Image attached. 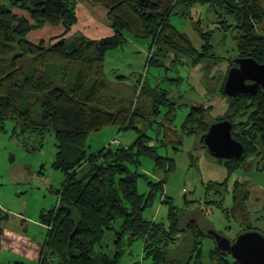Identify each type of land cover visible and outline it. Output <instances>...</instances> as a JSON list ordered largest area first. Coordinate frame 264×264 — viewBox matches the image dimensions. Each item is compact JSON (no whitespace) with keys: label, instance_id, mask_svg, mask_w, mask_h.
Wrapping results in <instances>:
<instances>
[{"label":"trees","instance_id":"1","mask_svg":"<svg viewBox=\"0 0 264 264\" xmlns=\"http://www.w3.org/2000/svg\"><path fill=\"white\" fill-rule=\"evenodd\" d=\"M261 1L264 0H0V121L12 120L22 132L38 134L40 142L34 149L41 146L46 134L53 132V166L64 174L56 204L39 216L47 233L35 264H135L125 259V245L136 239L142 240L143 256L150 264H203L202 240L206 236L213 238L211 234L193 219L182 225L175 205L165 198L167 222L145 218L144 210L163 192L165 180L150 181V192L142 194L136 185L139 174L130 167H137L139 157L147 156L154 161L156 170L168 174L175 168L174 159L160 155L157 145L150 143L158 139L146 130L154 121L151 119L160 115V106L168 109L156 133L162 134L159 126H163V143L170 145L181 144L182 134H194L196 127L197 132L205 133L211 124L206 121L211 107L190 109L178 132L171 126L176 110L166 91L159 92L156 98L150 96L156 88L144 83L140 88L138 84L133 87V95L139 96L138 89L150 94V107H136L133 97L127 101L109 94L104 59L107 53L124 46L128 35L149 42L148 66L163 64L161 57L169 51L176 56L173 61H178L179 55L189 58L191 64L216 60L208 34L201 32L204 44L197 48L170 22L171 14L189 15V8L195 4L208 3L223 12L225 9L220 13L217 8V17L222 28L236 30L237 55L264 63V35L256 32V26L264 20ZM81 2L107 10L111 36L91 39L77 33L63 38L77 22L76 8ZM228 15L233 24L223 19ZM44 24H61L64 31L47 42L29 39L28 34ZM226 76L219 92L228 97V108L214 121L230 120L233 137L245 149L242 160L217 159L225 164L230 177L247 158L258 156L264 160V89L228 96L223 88ZM110 126L119 131L136 130L137 138L119 145L112 143L113 138L107 146L90 151V134ZM228 177L207 184L219 194V200L213 203L222 211L228 209L223 206ZM231 194L232 204L226 216L237 221V236L254 227L248 224V182L234 181ZM259 232L264 236V228ZM235 237L228 238L233 241ZM209 260L211 264H240L217 245L209 252Z\"/></svg>","mask_w":264,"mask_h":264},{"label":"rangeland","instance_id":"2","mask_svg":"<svg viewBox=\"0 0 264 264\" xmlns=\"http://www.w3.org/2000/svg\"><path fill=\"white\" fill-rule=\"evenodd\" d=\"M198 6L205 9V14L204 11L197 14L189 8V15H172L171 22L186 34L197 48L203 44L200 32L215 29L211 40L208 39L213 44L212 52L217 56L216 60H203L198 64H191L189 58L185 56L179 55L178 61H173L176 56L169 55L165 57L166 62L162 65H150L143 71L141 60L144 53L141 57H136L133 52L123 51L120 56L121 61L111 64L108 57H115L120 53V50H114V54L107 53L104 59L103 71L109 84L107 91L109 94L127 101L133 97L136 107H150L144 103V100L153 95L157 98L159 92L166 90L168 99L170 98L175 104L176 110L171 126H174L178 132L190 109L208 107L207 99L221 94L219 88L229 65L238 56L233 37L236 30L226 28L227 31H223L220 27L221 19L216 18L218 15L214 13V8L208 5ZM219 11L224 13L225 9L224 12L221 9ZM223 19H227L231 24L234 23L230 15ZM41 29L40 31L44 30L43 27ZM36 34L47 35L46 32L37 31L30 36ZM128 46H124V49ZM161 58L163 59V56ZM139 73L143 75H140L141 82L138 81V85L142 84L143 78H146L144 84L156 88L150 96L148 92L142 93L138 90L139 96L136 93L133 95L132 88L136 87V83L134 84L132 78L134 76L136 79ZM212 74H215L216 78L215 76L212 78ZM118 75L125 76L123 83L116 77ZM226 104L222 98L214 99V107L206 121L212 123L216 117L223 115ZM160 109V115L151 119L154 121L151 122V126L146 127V130L154 137L153 139H159L156 143L157 152L164 157L174 159L175 168L168 174L156 170L154 161L147 156H140L139 165L130 167L139 174L136 185L142 194L150 192V181L165 180L163 192L154 197L144 210L143 216L166 223L168 204L163 202L165 198L175 205L182 225L193 219L208 233L215 230L229 238H234L239 226L232 216L228 214L226 216V211L232 204L231 188L234 181H246L251 193L248 205L251 215L248 224L254 226L253 230L261 231L264 228V160L258 156L249 157L228 177L225 164L212 157L200 142L204 132L202 130L197 132V127L194 128L196 131L194 134H182L181 144H164L165 128L159 126L163 131L160 135L156 131L158 122L162 121L163 113L168 108L160 106ZM213 112L218 113L213 115ZM118 131L117 127L110 126L90 134L89 150L95 152L107 146L112 138L119 139L123 144H130L138 135L133 129ZM36 135L22 132L20 126L12 120L0 121V264H35L41 254L47 233L45 226L39 221L40 213L56 204L58 191L64 181V174L53 166L56 152L53 132L44 136L38 149H34V146H38L40 142L39 135ZM227 177L228 190L223 196V206L228 209L222 211L213 203L219 200V194L212 188H207V184L224 181ZM202 241V263L211 264L209 252L217 243L215 238L209 236L204 237ZM125 251V259L128 262L150 264V260L143 256L142 240L136 239L131 244H126Z\"/></svg>","mask_w":264,"mask_h":264},{"label":"water","instance_id":"3","mask_svg":"<svg viewBox=\"0 0 264 264\" xmlns=\"http://www.w3.org/2000/svg\"><path fill=\"white\" fill-rule=\"evenodd\" d=\"M232 63L223 87L228 96L264 89V63L251 56H237ZM200 141L216 159L242 160L244 157V146L233 137L232 123L228 119L212 122ZM210 234L215 238L216 245L229 252L240 264H264V236L261 232L247 230L239 233L233 241L215 230Z\"/></svg>","mask_w":264,"mask_h":264},{"label":"crops","instance_id":"4","mask_svg":"<svg viewBox=\"0 0 264 264\" xmlns=\"http://www.w3.org/2000/svg\"><path fill=\"white\" fill-rule=\"evenodd\" d=\"M260 4L264 8V1H261ZM198 5H208V6H210V4H208V3L207 4H195L191 8L193 9V12L195 11L197 14H200L203 11H204V14H205V9L199 7ZM211 7L214 8V13L217 14V10L219 9L218 6L217 7L216 6H214V7L211 6ZM180 11H182V9H180ZM76 14H77V22L72 26L71 30L67 34H65L63 36V38H65V37L70 38V37L74 36V34H77V33H81V34H83L86 37L91 38V39H99V38L108 37V36L112 35L113 29L111 28V25H110V23H109V21L107 19V10L104 9L103 7L91 6V5H89V4L85 3V2H81V3L78 4V6L76 8ZM172 15H176V14H171V16ZM171 16H170V22H171ZM216 18H219V17H216ZM198 23H200V20H198ZM171 24H172V22H171ZM42 27L44 28L43 31H40V30H42L41 28L31 31L28 34L29 39H31L32 41L37 43V42H39L41 40H49V38H51V37L61 35L63 33V31H64V27L61 24L56 25L55 27L50 25V24H44ZM220 27L222 28L223 26L221 25ZM52 28H54V29H52ZM215 28H217V27H215ZM222 30L223 31H225V30L227 31L226 28L225 29L222 28ZM37 31L46 32L47 35L41 36L40 34H36L34 36L31 35L32 37L30 36L31 33H35ZM180 32H182V31H180ZM201 32L205 33V34H208V37L210 36L209 38L211 40L212 36L215 33V29H206L205 31L202 30ZM201 32H200V35H201ZM256 32L258 34H260V35H264V20L260 24H258L256 26ZM234 34H233V37L235 36ZM234 40H235V38H234ZM139 41L141 43H139ZM209 43L212 45L211 49L213 51V44H212L211 41H209ZM124 46H128L130 48L127 47V48L124 49ZM124 46H122L119 49H117V50H120V53L116 54L115 57L114 56L108 57L110 63L111 64L115 63V62L119 63L120 56L123 53V51H128V53H132L133 52V53L136 54V57H141L143 55V53H144V56H143L141 61H143V66H144V70L143 71H145V69L147 67H149L148 66V60L150 58L149 42L146 41V40H140V39L132 38L131 36L127 35V42H126V44ZM110 54H114V51L111 52ZM169 55L175 56L171 51H169L166 55L163 56V59L161 60V62H166L165 57H168ZM224 61H227V60L224 59ZM140 75H143V74L139 73V74H137L136 79H134V76L132 78V81L134 82V84L136 83V85H135L136 87H137L139 79L141 78ZM122 76L125 78L124 75L116 76L121 83H123L122 81L124 79V78H122ZM214 76L216 78V75L212 74V78ZM219 79L220 78L218 76V80ZM145 81H146V78H143L142 83H145ZM141 85L142 84L138 85L139 88H140ZM138 91H139V89H138ZM164 91H166V90H164ZM220 98H222V100H224V102L226 101L227 104H226L225 109H227L228 108V102H227L226 98L223 97V95H221V94H218L216 97L208 98L207 101L209 103H208L207 106L211 107V109H212L214 107V105H213L214 99H220ZM144 103H147V105L149 106V105H151V100L149 98H147V99L144 100ZM215 111H216V109H215ZM217 113L218 112H213V115L217 114ZM158 140H153L151 142V144H153L154 142L156 144L158 142ZM125 144H129V143H125ZM6 216H8V215H6ZM5 241H7V240L5 239ZM1 242L3 244V240Z\"/></svg>","mask_w":264,"mask_h":264},{"label":"built area","instance_id":"5","mask_svg":"<svg viewBox=\"0 0 264 264\" xmlns=\"http://www.w3.org/2000/svg\"><path fill=\"white\" fill-rule=\"evenodd\" d=\"M112 143H114V144H116V145H119V144H121L122 142H121L119 139H114V140L112 141ZM125 148H127V146H125Z\"/></svg>","mask_w":264,"mask_h":264},{"label":"flooded vegetation","instance_id":"6","mask_svg":"<svg viewBox=\"0 0 264 264\" xmlns=\"http://www.w3.org/2000/svg\"><path fill=\"white\" fill-rule=\"evenodd\" d=\"M247 82H249V81H247Z\"/></svg>","mask_w":264,"mask_h":264}]
</instances>
